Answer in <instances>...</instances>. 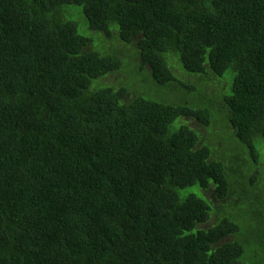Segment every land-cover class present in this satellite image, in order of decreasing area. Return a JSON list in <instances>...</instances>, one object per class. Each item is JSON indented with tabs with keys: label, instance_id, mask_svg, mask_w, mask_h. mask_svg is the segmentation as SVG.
<instances>
[{
	"label": "trees",
	"instance_id": "trees-1",
	"mask_svg": "<svg viewBox=\"0 0 264 264\" xmlns=\"http://www.w3.org/2000/svg\"><path fill=\"white\" fill-rule=\"evenodd\" d=\"M71 5L128 45L85 49ZM125 57L148 66L155 91L178 81L170 58L226 78L215 104L226 117L211 104L123 101L132 86L108 77ZM224 123L238 143L222 138ZM259 139L264 0H0V264H256L244 258L264 238V178L250 163ZM213 199L249 210L216 215Z\"/></svg>",
	"mask_w": 264,
	"mask_h": 264
},
{
	"label": "rangeland",
	"instance_id": "rangeland-1",
	"mask_svg": "<svg viewBox=\"0 0 264 264\" xmlns=\"http://www.w3.org/2000/svg\"><path fill=\"white\" fill-rule=\"evenodd\" d=\"M70 10L71 12H68ZM65 16L66 18L75 21L78 26V32L82 35H85L86 37H89L91 39L90 44L88 45L85 49H91L94 50L100 54H110V55H115L116 52L120 51L119 44H125L118 40L117 36L114 34L112 38L109 39V36L107 35L106 37L102 34L103 32L101 31H96L93 29H90L88 27V23L84 17L83 10L81 6L77 5H71V6H66L65 7ZM84 26V27H82ZM115 30H117L115 28ZM96 33L97 35H101L100 37L94 36ZM115 33V31H114ZM136 43L133 42L129 46H135ZM126 47V46H125ZM133 54H136V50L132 49ZM119 55V53H118ZM171 69L175 72L179 82L172 83L169 85V88L163 87L161 89H157L156 91L154 90L155 88L152 87L154 84L151 82V79L149 77L148 73V66H144L143 69H136V57L135 61L133 60V57H125L122 60V65L125 67L123 72L121 74H117L115 76L108 77V81L110 80L112 84L115 87L119 88H124L125 90H128L131 86L132 89L126 94L124 97H122V100L127 102L130 99H133L137 96H141L142 98H153L156 100H163L167 101L169 100L170 102L174 104H183V105H193L197 103H202L205 105L211 104L217 108L219 111L221 117H226V114L221 112V109L217 107L216 101L221 100L222 94H218L219 91H225L228 89L229 85L231 86L232 82L227 80L226 78L220 79L218 77H215L214 75H191L192 73H186L184 69L181 67L179 61L177 58H170L169 59V64H168ZM140 67H141V59H140ZM128 68H131L133 71L129 72ZM109 76V75H108ZM116 77H119V80L117 82ZM98 79V78H97ZM97 79L93 81V83H96ZM104 82L100 81L99 83ZM118 83V84H117ZM226 92V91H225ZM206 93V95L209 97L208 100L202 102V96L203 94ZM167 99V100H166ZM184 123L188 122L189 124L191 122H194L193 119L191 118H178L174 123L173 126H178L179 123ZM197 126V125H196ZM224 135L223 138L225 140L229 141H234L238 143V141H235L236 139L233 137V130L229 126V132L227 130V123H224ZM209 131H212V129L205 130L201 129V141L200 143H207V140L205 138V134L208 133ZM258 148L261 152V160H257L256 162H253V160L250 162L253 166V168H256L260 177L264 178V141L262 139H259L258 142ZM246 151L247 149L244 148ZM235 168V166H233ZM232 178V177H231ZM115 179L118 180L117 174ZM231 182L234 184L236 182V178H232ZM207 193V195L211 194V192H208L207 190H203ZM237 193H240V190H236ZM85 196V195H84ZM250 199V194L248 195V198L246 200ZM228 201L224 200L223 202L226 203ZM213 205L214 208H220V205L222 202H219L217 199H213ZM243 204L244 202L242 201H237L236 202V208L232 206H222L220 210H213V214H225L228 217H233L234 219H237V211L243 209ZM219 212V213H218ZM243 212V211H242ZM246 220H244V224L248 225V228L250 226L256 225L258 220H254L253 214L251 213H245L243 212ZM63 220V218H61ZM241 223H243L241 221ZM229 237L235 238V236L230 235ZM246 244V249L249 252L254 251L252 254L247 255L244 259H247L249 262H254L256 261V264H264V238L257 237L256 239H253L250 243H245ZM257 252V254H256Z\"/></svg>",
	"mask_w": 264,
	"mask_h": 264
},
{
	"label": "clouds",
	"instance_id": "clouds-1",
	"mask_svg": "<svg viewBox=\"0 0 264 264\" xmlns=\"http://www.w3.org/2000/svg\"><path fill=\"white\" fill-rule=\"evenodd\" d=\"M182 67V66H181ZM191 75H200L199 73H192ZM175 76H176V74H175ZM177 77V76H176ZM177 80H178V78H177ZM177 82H179V80L177 81ZM222 127H223V125H222ZM225 129V128H224ZM222 131H223V128L221 129ZM227 130L229 131V132H231L230 130H229V125L227 126ZM232 130H233V137H235L236 139H237V137H236V135H237V132H236V129L234 128H232ZM223 135L224 134H222V138H223ZM224 139V138H223ZM248 150V149H247ZM258 160H261V154H259L258 155ZM257 160H253V162H256ZM253 170H254V173L256 174L258 171H257V169L256 168H253ZM231 185V184H230ZM234 185L235 186H237L238 188H240L241 190H242V185L236 180V182L234 183ZM232 187V186H231ZM230 187V188H231ZM247 197V196H246ZM250 200L252 201V202H255L253 199H252V197L250 196ZM256 203V202H255ZM243 208L244 209H247V210H249V202H244V204H243Z\"/></svg>",
	"mask_w": 264,
	"mask_h": 264
}]
</instances>
